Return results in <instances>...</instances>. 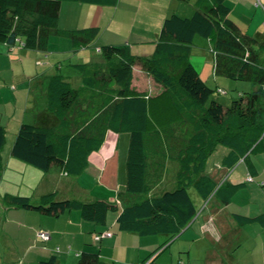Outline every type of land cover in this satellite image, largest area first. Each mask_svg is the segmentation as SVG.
<instances>
[{
	"label": "trees",
	"instance_id": "16d2710c",
	"mask_svg": "<svg viewBox=\"0 0 264 264\" xmlns=\"http://www.w3.org/2000/svg\"><path fill=\"white\" fill-rule=\"evenodd\" d=\"M115 2L0 0V45L45 51L49 39L58 37L72 40L74 51L89 48L98 37L97 29L59 28L62 4L113 6ZM197 38L212 43L216 76L248 82L253 89L228 104L218 101L221 92L208 87L190 61ZM153 45L154 52L147 57L133 55L127 44L97 48L96 60L72 65L81 76L79 88L62 75L48 77L45 108L57 123L21 124L10 152L11 158L38 171L47 173L55 165L77 177L108 133L126 134L125 187L120 198L114 202L58 201L51 193L34 202L29 197L3 194L5 206L50 217L76 210L99 229L107 228L112 212L117 214L119 232L173 239L198 214L190 191L199 203H206L209 197L220 205L229 203L244 184L218 185L208 174L207 164L225 149L224 167L232 169L243 163L253 174L249 158L264 145V38L242 32L230 18L225 0H195L191 16L173 14L163 21ZM135 68L150 76L160 92L151 95L133 87ZM5 135L0 125V179ZM170 163L174 165V187L155 196L152 192ZM236 218L242 225L261 219ZM39 264L57 262L51 258ZM77 264L116 263L102 260L97 253H82Z\"/></svg>",
	"mask_w": 264,
	"mask_h": 264
},
{
	"label": "crops",
	"instance_id": "0c3cea01",
	"mask_svg": "<svg viewBox=\"0 0 264 264\" xmlns=\"http://www.w3.org/2000/svg\"><path fill=\"white\" fill-rule=\"evenodd\" d=\"M259 1L264 2V0ZM225 3L228 7L230 6L227 0H225ZM69 4L63 3L61 6L59 25L62 24L63 11L65 9H71ZM84 5L86 4H82V6ZM123 5L128 8L126 10H129L130 14L133 12V16L140 17L141 19L140 29L136 32L139 33L142 31L141 34H134L135 36L129 34L128 39H126V44H129L130 49H132V45H142L148 42L153 43L160 33L163 21L169 16L177 14L182 17H189L193 13V6L191 10L185 12L187 9H183L182 7L185 6H181V3L177 0H116L113 6L86 5L89 7L87 8L88 11H93L94 13L89 16V25L85 26L98 28L99 30L107 28V33L115 18V16H112V21L110 19L109 23H105L108 19V8L115 9L113 12L115 11L117 14L121 9L125 10L122 7ZM132 5H134V8H131ZM77 8L79 9L80 6ZM236 25L242 32L251 36L250 33L242 30L238 24ZM63 28L64 30L87 29L86 27L76 28L71 26V29L64 26ZM259 32L251 37L260 39L264 34L260 35ZM109 33L117 34V31ZM97 36H99V32ZM51 38L49 39V43L50 41L55 42ZM196 45L205 50L209 49L212 55L211 72L214 77H218L214 74L212 43L200 38L195 39L194 45L191 48V55H193L192 49ZM71 46H73V42ZM47 50L43 52H47ZM22 52L27 53L23 51L20 45H16L14 48L0 45V53L3 55L7 53V56L15 61L21 60L19 56L23 55ZM70 52L64 51L62 53L66 54L62 60L66 64H63L64 67L60 65V68L57 70L59 72L64 71V73L57 74L64 76L74 88H79L82 86L81 76L72 67V65H75L72 63V59H68V53ZM93 56L94 54H83L81 58H84V61L90 58L91 63L97 59V57L94 58ZM135 69L136 71H140V74H145L139 68ZM196 69L200 75L202 74L201 72H204L205 66L201 69L196 67ZM70 71H73L71 75L76 79L75 86L70 81L72 77L69 75L71 73ZM134 79L135 74L133 77V87H135ZM215 79L216 88L220 91L221 87L219 84H223L224 82H220L218 78ZM47 80L48 77L42 75L38 80L40 86L35 87L36 92L39 91L36 101L43 108L47 105L44 93ZM235 88L239 87L236 86ZM250 88L251 90L253 89L251 86ZM34 105L36 106V103ZM46 112V115L40 116V120L42 119V122H48V117L53 116L54 119L51 125L46 126L55 125L57 122L54 115L47 110ZM119 143V135L108 133L101 149L98 152L90 154L88 157L87 168L81 175L71 178L65 174L62 168L53 165L47 173L43 172L44 175L35 187L32 195L27 196L34 202H37L42 196L51 193L56 194L58 201L67 200L69 196H76L75 198L81 196L83 201L81 199L77 200L82 202H91L94 200L114 202L118 200L125 187V162L127 153L126 149V151H123V154L120 152L119 155ZM3 153L4 149L1 153L3 170L0 179V264H39L51 258H55L57 264H77L82 253H97L102 260L116 264H142L150 258L152 253L156 251V248H159L166 242L155 238V236L142 237L134 233L119 232L116 226V216L114 215H108L107 228L99 229L93 224L84 221L80 213L76 210L64 212L57 217H50L41 215L35 211L8 208L1 200L2 195H18L20 193L11 190L8 185L3 186L2 183L5 177H7L6 183L8 182L9 184L15 181L20 175L16 177L7 171L9 168L12 170L13 167V171L18 170L23 172L26 171L25 167L27 165L14 160L9 155V158L6 159L7 166L5 167ZM225 153L226 150L221 149L209 159L207 164L208 174H210L218 185L229 183L232 185L244 184V186L236 192L227 205H220L216 198L209 197L202 209L199 210L198 207L196 218L180 235L181 242L179 245L177 244L178 247L176 248V252L179 251V255L177 256L176 252H173L171 249L170 262L169 259H166L161 260V262L158 261V264H178L179 262L181 264H264V145L253 158L252 156L249 158L253 168L252 175L249 174L250 172L246 165L243 167L242 164H238L232 169L224 167L222 158ZM250 175L253 178L252 181L248 182ZM101 179L103 181L99 182ZM84 180L87 183L89 181L93 187L97 185L102 190H88L87 192H83L86 191L82 189V181ZM71 190L76 195H69L71 194L69 193ZM210 203V207H207ZM236 216L249 219L260 217L261 219L242 225ZM39 232L48 233L50 236L49 239L42 241L38 237ZM177 241L178 239L175 242ZM170 246L157 251L151 257V264H156V259L164 254ZM176 256L177 263H175Z\"/></svg>",
	"mask_w": 264,
	"mask_h": 264
},
{
	"label": "rangeland",
	"instance_id": "374dc122",
	"mask_svg": "<svg viewBox=\"0 0 264 264\" xmlns=\"http://www.w3.org/2000/svg\"><path fill=\"white\" fill-rule=\"evenodd\" d=\"M194 0H192L189 4L181 3V6L183 9H187L185 12H188V10L192 9ZM227 3L230 5L231 10V18L233 21L241 27L242 30L250 33L251 36H255V34L262 35L264 34V2H261L259 0H227ZM69 6L71 7L70 10L65 9L62 15V24L59 25V28L64 29V27H67L68 29H71V27L76 28H90L89 26V16L92 15L93 11H88L86 5L82 6V4H76V3H70ZM80 6L78 9L77 7ZM125 10L121 9L117 14L113 10L115 9H109L108 12V19L105 23H109L112 16H115L113 23L108 26L109 29L106 33L107 28L98 29L99 36L96 38V40L93 42V44L86 49L81 50L80 52L74 51L72 44V40L65 39V38H58L54 37L51 38V40H55V42L50 41L49 47L47 52L43 51H28L23 49L24 52H27L26 54L22 52L23 55L19 56L21 60L19 61L18 58L16 60H12L11 57L7 56V53L4 55L0 53V124L5 128L6 135H5V142L3 149V157L5 159L4 166H7V158H9L11 148L13 146L15 137L17 135V132L19 130V127L21 124H33L38 126H46L51 125L53 122V116L48 117V122H42L43 120H40V116L46 115V108L40 107L38 104H40L37 99V95H39V91L36 92V86L39 85V78L43 75L44 77H51L53 75H56L57 73H64L59 72L57 70L60 68L59 66L63 64H66L62 62L64 59V56L66 54H62L64 51H71L68 53V59H72V63L74 64H89L90 58L84 61V58H81L83 54L90 55L94 54V58H96L99 55V50L96 48L106 46V45H117L119 44H126V39H128V35L132 34V36H135L134 34L140 35L142 31L139 33H136L140 29V17L133 16V12L130 14L129 10L126 6H122ZM134 8V5L131 6V8ZM67 8V7H66ZM92 8V7H91ZM181 9V8H180ZM93 10V9H91ZM101 13L102 11L98 9ZM182 10V9H181ZM104 16H106L105 13H103ZM98 21V20H96ZM112 21V19H111ZM99 23V21H98ZM106 25V24H104ZM79 30V29H76ZM81 30V29H80ZM117 31V34H112L109 32ZM133 38V37H132ZM264 36H261L259 40L263 39ZM107 41V42H105ZM117 43V44H116ZM148 42L146 44L142 45H132L130 49L131 53L135 56H150L154 52L155 47L153 48V43ZM69 44V46H68ZM129 45V44H127ZM18 46V45H17ZM193 55H191V62L196 67H199L200 69L205 66L204 72H201L200 74L201 79H203L208 87L215 89V78H218L220 82H224L223 84H219L221 87L220 92L221 95L217 96V100L220 101L223 104H228L232 100L237 99L241 93L249 92L251 91L250 86H252L248 82H242V81H235V80H229L223 77H214L212 70V55L208 50L202 49L200 47L194 46L192 49ZM23 61V62H21ZM64 70V68H62ZM140 69V68H139ZM71 72V73H70ZM69 75L73 74V71H70ZM140 71L134 70L135 79L134 84L135 88L140 92H147L151 95H155L158 92H160V87H158L150 76L145 74H140ZM65 75V74H63ZM70 78L71 83L75 86L76 85V79L71 75ZM238 86L239 88H235ZM32 88V89H31ZM217 89V88H216ZM29 90V91H28ZM32 92H31V91ZM219 91V90H218ZM36 103V106L34 105ZM48 123V124H47ZM120 143L118 148V153L120 155V152L126 151L128 146V135H119ZM254 155L252 156V158ZM243 167L245 166L242 163ZM25 166V165H24ZM28 166V165H27ZM25 167V170L20 172L18 170L13 171L11 168L7 172L14 174L16 177L18 176L15 181L8 184L6 183V178H4V181L2 183L3 186L8 185V187L11 190L18 191L17 193L19 196H25L29 197L27 195H32V193L35 191V187L41 181L42 176L44 175L43 172L38 171L37 169H34L33 167ZM217 166V165H216ZM242 168V167H241ZM173 173H174V165L173 163L169 165V169L162 180V182L153 190L152 194L155 196L160 195L163 191H169L174 187V181H173ZM72 178V176H70ZM103 181L102 179L99 181ZM103 183V182H102ZM82 189L86 190L83 192H87L88 190H96L101 191L100 187H97L95 185L94 187L92 184L88 181H82ZM105 192V191H104ZM69 195H76L73 190H71ZM191 198L195 201L196 205L199 207V210L204 207L205 203H199L198 200L194 198L193 191H190ZM116 196V191H115ZM69 196L68 199H75V200H82L81 196ZM211 203L207 205V207H210ZM206 207V208H207ZM116 216V213H109V216ZM180 233L177 237L173 239H168L164 236H155V238H159L162 241H166L164 244H160L161 246L159 248H156V251L152 253L150 258H148L146 261H144L142 264H151L152 259L151 257L156 254L157 251L164 247L170 246L164 254H162L160 257H158L155 261L156 264H158V261L161 262V260L169 259L170 262V253L171 249L173 252H176V248L178 247L180 241ZM178 239L177 242H175ZM163 243V242H161ZM178 244V245H177ZM179 252V251H178ZM176 252V255L178 256L179 253ZM175 254V253H174ZM177 256L175 259V263L177 260Z\"/></svg>",
	"mask_w": 264,
	"mask_h": 264
},
{
	"label": "built area",
	"instance_id": "2783aa9c",
	"mask_svg": "<svg viewBox=\"0 0 264 264\" xmlns=\"http://www.w3.org/2000/svg\"><path fill=\"white\" fill-rule=\"evenodd\" d=\"M250 181H252V178H251V177L248 178V182H250ZM38 237H39L42 241H47V240L49 239L50 236H49V234L46 233V232H39V233H38ZM97 239H99V238H97ZM178 264H181V263L179 262Z\"/></svg>",
	"mask_w": 264,
	"mask_h": 264
}]
</instances>
